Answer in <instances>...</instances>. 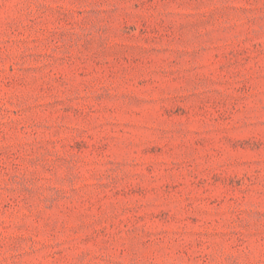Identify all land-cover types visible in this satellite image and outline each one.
<instances>
[{
    "label": "rangeland",
    "instance_id": "rangeland-1",
    "mask_svg": "<svg viewBox=\"0 0 264 264\" xmlns=\"http://www.w3.org/2000/svg\"><path fill=\"white\" fill-rule=\"evenodd\" d=\"M0 264H264V0H0Z\"/></svg>",
    "mask_w": 264,
    "mask_h": 264
}]
</instances>
